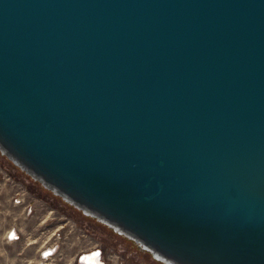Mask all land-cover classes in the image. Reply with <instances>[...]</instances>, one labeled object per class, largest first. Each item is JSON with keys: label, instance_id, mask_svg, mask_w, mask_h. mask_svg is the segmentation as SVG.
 <instances>
[{"label": "water", "instance_id": "1", "mask_svg": "<svg viewBox=\"0 0 264 264\" xmlns=\"http://www.w3.org/2000/svg\"><path fill=\"white\" fill-rule=\"evenodd\" d=\"M0 152L165 264H264V0H0Z\"/></svg>", "mask_w": 264, "mask_h": 264}, {"label": "rangeland", "instance_id": "2", "mask_svg": "<svg viewBox=\"0 0 264 264\" xmlns=\"http://www.w3.org/2000/svg\"><path fill=\"white\" fill-rule=\"evenodd\" d=\"M19 197L23 201L15 203ZM70 223L84 234L69 231L61 248L66 257L85 245L101 247L105 264H161L147 249L53 193L0 152V264H35L51 232ZM12 227L19 235L6 241L3 233Z\"/></svg>", "mask_w": 264, "mask_h": 264}, {"label": "built area", "instance_id": "3", "mask_svg": "<svg viewBox=\"0 0 264 264\" xmlns=\"http://www.w3.org/2000/svg\"><path fill=\"white\" fill-rule=\"evenodd\" d=\"M23 198L24 197L14 198V202L20 203L23 201ZM27 207L28 211H30L31 207ZM63 227V225L56 227L51 232L52 235L48 238V240L42 245H40V248L38 249L37 258L35 259V264H89L82 257L94 251L99 252L98 257L101 258L100 261L102 262V264H105L104 257H102L103 251L101 247L96 246L83 245L73 255L71 254L67 257L66 255L64 256L61 248L63 241L65 242V239L70 233L69 231L74 230L78 233V235H83L84 233L83 231H81L82 229H76L77 227L73 226L72 223L66 226V228ZM17 233L18 231L14 227H12L10 229L5 230L3 234L6 241H13L18 237L19 234Z\"/></svg>", "mask_w": 264, "mask_h": 264}, {"label": "bare ground", "instance_id": "4", "mask_svg": "<svg viewBox=\"0 0 264 264\" xmlns=\"http://www.w3.org/2000/svg\"><path fill=\"white\" fill-rule=\"evenodd\" d=\"M98 256H99V252L94 251L90 254L83 256L82 258L89 264H102V262L100 261L101 258Z\"/></svg>", "mask_w": 264, "mask_h": 264}, {"label": "flooded vegetation", "instance_id": "5", "mask_svg": "<svg viewBox=\"0 0 264 264\" xmlns=\"http://www.w3.org/2000/svg\"><path fill=\"white\" fill-rule=\"evenodd\" d=\"M133 242V241H132ZM134 243V242H133ZM136 244V243H135ZM137 245V244H136ZM138 246V245H137ZM149 253V255L152 257V259H154V260H156V261H158L159 263H161V264H165L164 262H162L161 260H159V259H156L155 257H153L152 255H151V253L150 252H148Z\"/></svg>", "mask_w": 264, "mask_h": 264}]
</instances>
